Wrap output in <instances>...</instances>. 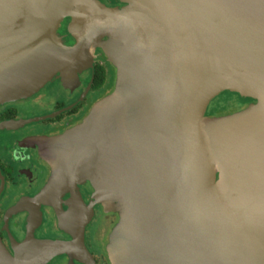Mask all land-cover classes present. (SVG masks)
Segmentation results:
<instances>
[{"label": "water", "instance_id": "1", "mask_svg": "<svg viewBox=\"0 0 264 264\" xmlns=\"http://www.w3.org/2000/svg\"><path fill=\"white\" fill-rule=\"evenodd\" d=\"M26 9L0 22V100L45 74L83 59L91 63V46L102 39L129 73L119 111L129 126L148 131L149 157L134 140L130 150L109 156L126 166L139 158L144 175L137 179L145 185L134 187L132 197L154 208L131 225L118 263L264 264V0H133L118 10L95 0H28ZM64 17L74 41L69 46L55 34ZM224 89L259 94L246 122L258 148L241 170L254 179L238 178L222 150V131L202 119L208 101ZM91 162L84 172L93 171ZM102 165H95L98 192L105 188ZM213 165L228 176L230 189L216 182ZM238 182L262 189L240 211L224 194H234ZM139 208L125 204L130 214ZM61 254L95 264L77 238L25 240L13 256L0 242V264H47Z\"/></svg>", "mask_w": 264, "mask_h": 264}, {"label": "flooded vegetation", "instance_id": "2", "mask_svg": "<svg viewBox=\"0 0 264 264\" xmlns=\"http://www.w3.org/2000/svg\"><path fill=\"white\" fill-rule=\"evenodd\" d=\"M99 1L108 7L124 6L117 0ZM68 22L67 18L61 20L56 29L62 43L67 46L74 43L67 34ZM95 69L103 73V82L97 88L92 87ZM114 80V68L96 48L88 68L83 70L78 80L73 81L69 87L64 88L55 75L34 94L0 105V124L9 123L7 127L0 128V242L10 255L13 256L14 247L25 240L34 244L69 243L77 238L95 264L101 260L107 261L105 246L117 218L113 213L106 212L104 206L96 203L97 196L101 202L103 193L96 194L94 178L80 181L73 173L74 155L79 147L71 148L70 153L65 152L66 158L62 159L59 138L81 122L96 102L109 95ZM227 92L236 95L242 102L238 109L227 115L244 111L257 100L251 92ZM208 108L209 104L203 120L219 116V113ZM40 117L43 118L32 123L15 124ZM114 123L117 125L116 121ZM141 135L142 141L140 144L136 142V145L142 149V154H146L150 149L146 145L148 132L143 131ZM101 142L104 149L116 147L106 134ZM109 158V154H105L102 161L93 162L94 171L95 165L103 164V169L106 160L110 163ZM65 160L66 165L63 163ZM108 163L105 168H108ZM68 166L72 171L68 170ZM94 171L89 177L95 176ZM69 176L72 177L70 181L67 180ZM57 178L65 180L61 190L51 194L47 191L48 193L44 194L46 190H50L51 184L57 181ZM94 214L98 219L96 223ZM80 236H83L82 242ZM96 237L98 252L102 256L99 261L90 244ZM68 260L71 264H81L67 254L55 256L49 262L67 264Z\"/></svg>", "mask_w": 264, "mask_h": 264}, {"label": "rangeland", "instance_id": "3", "mask_svg": "<svg viewBox=\"0 0 264 264\" xmlns=\"http://www.w3.org/2000/svg\"><path fill=\"white\" fill-rule=\"evenodd\" d=\"M27 1L28 0H0V22L5 19H11L17 16L18 14H20V12L25 11L28 13V9H26ZM61 20H63V18ZM181 22L182 21H180V23ZM167 24L170 26L172 25L171 23H167ZM176 26L177 24H175V27ZM104 40L105 39H102V41ZM106 60L110 63V65L115 70V80H114L113 89L108 95V97L111 98V97L116 96V94H118V96L123 94L122 91L128 82L129 73L128 72L123 73L114 58L110 57V60H109L106 57ZM240 103L242 102L240 98H238L236 95H233L232 93L227 92V91H223L211 100V102L209 103L208 109L211 108L212 112L219 113L218 114L219 116L216 118H213L212 122H214V124L217 125V127L220 128V130L223 133L222 150L225 152L224 155L227 161L236 165L238 178L240 177L246 178L250 176L251 174L245 173L247 174L245 175L241 171L242 168L244 167L245 162L239 157V154L243 150L247 149V146H246L247 142L240 138L242 135L241 131L237 129L236 127H232L231 119H233L232 116L234 114L227 115L230 112L234 111L235 109H238L240 107ZM111 120H112L111 125H116L114 123L115 121H113V119ZM151 149H152L151 151L154 150V148L152 147ZM105 153H106V156H108V154L114 153V149H112V147H110L109 149L105 148ZM145 157H149V152L145 154ZM109 160H111L112 162L108 163V168H105V165H104L105 181L103 183V186L105 188L103 189V191H99L103 193V197L101 199V202L103 203L98 201L97 199L98 196L96 197L95 201L96 203H99L101 206H104L103 209L106 210V212L113 213L112 215L117 218L116 219L117 223L111 228L110 233L108 234L109 237H108V240L105 246L107 261L101 260L102 256H101V253L98 252L99 244L97 243L98 242L97 237L95 238V240H93V242H90L92 249L97 257V261L101 260V262H97V264H119L117 254L120 253L121 249L125 247L124 244L127 242V238L129 237L128 234L132 230L130 229L131 225L135 223V220L137 222H140L141 220L146 219L149 215L148 214L149 209L152 211L154 208V206L151 207L149 200H148V203H149L148 208H146L147 207L146 200L143 199V201H141L137 197H132L134 196L133 195L134 187H137L140 185V189H141V186L145 185L144 178L141 180L137 179L138 177H141L144 175L143 174L144 167L136 165V163H139L140 161L139 158H137L134 161L130 160L131 166H126L123 162H119L118 160H115V159L109 158ZM222 160L224 159L222 158ZM106 161L108 162V160ZM123 166H125L124 169H123ZM128 167H129V170H128ZM213 168H214V174L217 175L215 177L216 182L230 189L232 183L230 181H226L223 179L224 177H226V179L228 180V176L226 174H223L222 169L218 168L217 166L213 165ZM252 169L254 170V167H252ZM117 172H120L119 176L117 175ZM94 173L96 177V174L99 172L95 170ZM118 178H120V181L118 180ZM229 178L231 177L229 176ZM233 178L234 177H232V179ZM110 180H114V181H111L112 183H110ZM238 184H239V187L234 186L235 187L234 194H230L229 192L225 190H224V194H225L226 199L230 203H232L237 210L240 211L241 207H244V205L249 200H251V198L254 197L255 194L261 193L262 189L256 190V191H249V190H246L245 186L241 187L242 184H240L239 182ZM97 193L98 191L96 190V194ZM129 201L132 202V204L136 205L137 207H140L138 209V213L136 214L128 213L129 210L125 209V204L128 205ZM93 219H94V223L98 221L96 214H94ZM126 221L130 222L129 223L130 227L127 225L128 222ZM91 226H93V221L91 223ZM80 240L82 242L83 236H80ZM53 263L54 262H49L48 264H53ZM67 264H71V261L68 260Z\"/></svg>", "mask_w": 264, "mask_h": 264}, {"label": "crops", "instance_id": "4", "mask_svg": "<svg viewBox=\"0 0 264 264\" xmlns=\"http://www.w3.org/2000/svg\"><path fill=\"white\" fill-rule=\"evenodd\" d=\"M95 1L99 5H101L105 8L117 9V10L125 8L128 5H130V3L133 2V0H117L120 3H123L124 6L108 7L105 4L101 3L99 0H95ZM65 18H67V17H64L63 19H65ZM67 19H69V18H67ZM69 22H70V19H69ZM69 22H68V24H69ZM57 27H58V25H57ZM57 27H56V29H57ZM55 34L58 38H60L57 35L56 30H55ZM67 34H68V32H67ZM108 46L109 45H108V43H105V40L104 41L100 40V41L95 42L91 46V49H90L91 61L93 60L94 51L96 48L99 49L103 53V55L105 57H107L109 60H110V57L114 58L113 54L116 53V50L115 49L112 50ZM89 65H90V62H88L86 59H83L79 62L72 64V66L71 65L68 66L67 68L61 69L59 71H54V72H51L49 74H45L40 79V81L36 85H34L32 88H29L27 90L19 89L16 92L8 94V96H6V97H3L0 100V105L4 102H7V101L26 98V97L34 94L40 88H42L48 81H50V79L52 77H55V75H57V78H59V80L61 81V85L64 88L69 87L73 81L78 80L79 74L83 70L88 68ZM223 91L237 92L235 90L224 89V90L220 91L219 93H221ZM250 92L256 96L255 97V98H257L256 103L252 104L248 109H245L244 111H241L237 114H234L232 116L233 119H231L232 127H236L237 129H239L241 131L242 135L240 138L241 139H244V138L248 139V141L246 143L247 149L243 150L239 154V157L247 164L249 163V160L255 156L254 152H255V149L258 148V145L256 144V142L254 140V138L256 139V137H254L255 129H253V128L250 129L248 124H246V122L250 119L252 114H254L256 106H257L258 102L260 101V98H258L259 94L257 91H250ZM219 93H217L215 96H217ZM116 96H118V94H116ZM116 96L111 97V98L107 96V97L101 99L100 101L96 102L95 105L89 110L88 114L82 119L81 122H79L70 132L62 135V137L59 138V143H60L61 148H62L61 149L62 159L64 157L66 158L65 152L70 153L71 152L70 149L71 148L74 149L76 146V147H79V150H82V151L90 150L93 152V154L95 153L94 161L91 162L92 167H93V162L95 163L96 160L102 161L103 157L105 156V149L103 148L102 142H101V139L104 136V134H106L108 137L110 136L111 143L116 146L114 151H117V152L130 150L131 144H133L132 143L133 140L137 143L138 142L141 143L142 140L140 137H142L141 134L145 130H143L142 128H135L134 129L133 127L129 126L126 123L127 117H126L125 111H122V112L119 111V109H120L119 102H121L120 95L118 97H116ZM215 96H213L208 101V103H207V105H206V107L202 113V117L204 115V112H205L209 102H211V100ZM114 109H116V111H115L116 113H114L112 115L110 111L114 110ZM41 118H43V117L30 118L27 120H23L21 122H15V124H17V123H19V124L32 123V122H35ZM111 119H113L117 122L116 126L111 125V122H112ZM204 120H213V118H208V119L206 118ZM106 121H108L107 124H106ZM8 125H9V123H7V125L5 127H7ZM138 134L140 136H137ZM255 162L256 161L253 160L251 162V166L254 165ZM63 163H64V165H66V160ZM63 163L61 164L62 170H63ZM68 170H70V167ZM70 171H72V170H70ZM88 171L89 170L84 172L82 175L77 176L78 180H80V181L81 180H89V179L92 180L94 177L91 178L89 176L93 173L94 169L92 172L91 171L88 172ZM216 176L217 175H215V177ZM248 177H246V178H248V180L254 179L253 175L248 176ZM70 179H72V177L70 178V176H69V179L67 178V180L70 181ZM261 179H263V177H261ZM61 181H62V179L57 178V181H55L51 184L50 190H46V192H44V194L48 193L47 191H49L51 194L57 190H61L60 188L62 187V185H64L65 180H63L62 183H61ZM15 247H14V249H15Z\"/></svg>", "mask_w": 264, "mask_h": 264}, {"label": "bare ground", "instance_id": "5", "mask_svg": "<svg viewBox=\"0 0 264 264\" xmlns=\"http://www.w3.org/2000/svg\"><path fill=\"white\" fill-rule=\"evenodd\" d=\"M53 17L47 22V25H51ZM93 152L90 150L82 151L78 150L75 152L73 161V173L76 176H80L84 173L87 168V164L93 160ZM96 162V161H95ZM107 163V162H106Z\"/></svg>", "mask_w": 264, "mask_h": 264}, {"label": "trees", "instance_id": "6", "mask_svg": "<svg viewBox=\"0 0 264 264\" xmlns=\"http://www.w3.org/2000/svg\"><path fill=\"white\" fill-rule=\"evenodd\" d=\"M93 84H92V87H99L101 84H102V82H103V73L101 72V70L100 71H97L96 69H95V71H94V74H93Z\"/></svg>", "mask_w": 264, "mask_h": 264}]
</instances>
